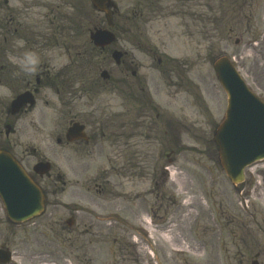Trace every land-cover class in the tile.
<instances>
[{"label":"rangeland","instance_id":"1","mask_svg":"<svg viewBox=\"0 0 264 264\" xmlns=\"http://www.w3.org/2000/svg\"><path fill=\"white\" fill-rule=\"evenodd\" d=\"M114 1L119 16L140 6V0ZM170 1L155 3L152 8L159 6L158 12L144 17L136 26L153 41L162 39L163 44H157L161 51L174 52V57L180 60L189 58L193 75L200 81L196 80L200 88L195 91L202 94L209 107V117L201 115L197 107L194 113L188 110L184 113L198 119V128L203 127L205 131H177L175 135L171 131H158L156 135V131H132L130 148H123L121 137L111 139L112 146L108 142L102 155L91 163L87 174L72 176L71 180H79V184L70 187L68 193H62V203L68 205L67 212L63 213L62 208V220L78 207L84 214L81 217L90 224L93 222L92 231L98 233L91 237L80 235L76 228L70 232L62 231V245L77 248L79 255L76 258L74 251L70 254L68 249L62 250V258L67 256L71 264H250L255 256L259 264H264V161L246 171L241 188H234L218 167L216 153H211L206 143L213 145L212 132L223 119L226 109V97L212 67L217 58L226 56L232 59L248 87L264 101V0H175V7L171 6L167 11ZM160 10H164L163 13ZM102 19L103 16L98 14L99 23ZM0 47L11 48L4 43ZM9 58L10 53L6 52L0 62H11ZM64 61L62 58V63ZM2 79L0 108L9 105L15 92L22 91L20 76ZM44 97L43 92L37 97L38 107L36 105L31 113L18 118L14 133L7 139L3 126H0V148L7 147L8 143L15 158L30 175L32 166L42 159L54 165L52 174L62 173V147L55 146V137L63 127L58 116L60 107L55 97L52 98L54 104L45 105L48 98ZM97 99L96 105L108 107L103 113L115 114V121L122 123V88L115 87L113 94ZM177 108L179 110L178 105ZM180 112H177L176 120L181 122L183 115ZM120 114L121 119H118ZM205 121L208 122L203 126ZM175 138L177 146L172 144ZM160 143L163 145L156 149ZM167 159L169 163H163ZM167 164H172L176 174L180 175L176 181L166 180L165 175L161 178L159 167ZM74 165L79 171V161ZM63 167L64 173L70 174L65 165ZM119 172L126 174L124 192L128 198L126 201L118 198L112 203L109 194L99 196L96 202L103 204L102 211L93 215V211H97L92 199L96 192L95 175L103 173L111 185L118 184L117 190L122 191L123 178L118 177ZM140 174L143 175L139 177ZM111 189L115 191L108 185L107 191ZM97 190L100 189L97 187ZM87 191L90 194L84 195ZM208 194L210 198H207ZM169 200L182 207L174 212V206L169 205L165 214H168L166 227L150 238H142L138 232L139 219L154 213L160 201L164 202V209ZM183 201H186L184 205ZM130 210L137 218H133ZM111 212L118 213L124 221H106L113 214ZM232 218L235 220L231 222ZM24 226L10 225L0 202V247L6 246L10 251L17 249L18 262L29 264L26 245L22 243L27 240L22 231ZM133 236L138 240L136 245L131 242Z\"/></svg>","mask_w":264,"mask_h":264},{"label":"flooded vegetation","instance_id":"2","mask_svg":"<svg viewBox=\"0 0 264 264\" xmlns=\"http://www.w3.org/2000/svg\"><path fill=\"white\" fill-rule=\"evenodd\" d=\"M83 6L84 0H67L63 4L62 0H0V46L3 43L11 46L9 49H0V61L6 52H9L11 57L8 60L11 62H0V87L4 83L2 78L7 80L11 76L15 79L18 75L22 80L21 88L18 87L22 91L18 94L31 93L33 97L29 96V99L35 101L31 108L24 106L18 114H12L10 104L0 108V126H3V131L10 128L9 132L13 134L19 116L31 113L39 104L36 103L37 97L43 92L48 98L44 102L45 105L49 102L54 104L52 98H56L60 107V119L63 120L62 131L56 138V143L62 147V173L60 171L45 177L32 176L42 190L44 213L28 221L22 228L27 236V240L22 243L26 245L29 264H62V228L67 221L75 223L78 227L83 226L82 234L91 230V225H86L80 216V209H73L69 218L62 220V207L68 206L62 204V192L67 184L63 165L69 172L76 173L74 160L78 159L79 171L86 172L92 161L97 158L98 152H102L108 142L112 146L111 139L121 137L123 148H130L132 131H156L155 135L158 131H171L174 135L177 131H205L203 127L198 128V119L184 113L186 110L194 113L195 107L201 111V115L209 117V107L207 108L202 97L195 91V88L200 87L196 83V80L200 82L199 77L193 75L192 66L188 61H178L174 56L161 51L155 46L156 41L147 37L146 33L132 32L131 17L123 20L122 36L115 35L114 41L107 47L94 46L89 34L91 28H99L98 16L89 19V16L83 13ZM62 7L66 9L65 12ZM115 26L114 24L112 29H115ZM114 51L121 53L118 65L113 62ZM62 56L65 59L64 64ZM81 70L91 72L96 79L98 74L106 71V82L123 87L122 123L115 121L111 114L103 113L104 108H108L103 105L94 104L93 110L86 115L81 114L83 101L93 100L85 85L94 81L83 78V75L73 80L72 73ZM115 73L118 77H115ZM201 83H204L203 78ZM73 86L76 88L74 94L71 91ZM18 94L15 92L13 99ZM74 104L79 112L71 116ZM177 105L183 115L181 122L176 120L179 112ZM64 110L68 112L62 116ZM9 118L15 120L8 121ZM74 122L83 126L84 131L69 138L74 139L70 141L66 137V130ZM207 122L205 121L203 126ZM117 132L121 135H115ZM8 137L5 136L6 139ZM199 139L202 141L201 137ZM174 142H178L176 138ZM162 145L160 143L156 149H160ZM6 146L0 150L13 155V148L8 143ZM166 162L168 159L163 163ZM159 174L162 178V167H159ZM122 178L124 198L127 196L124 192L125 173H122ZM94 180L102 190L93 193V206L97 211H102L103 204L98 205L97 197L109 194L112 203L115 199L113 193L106 191V184L110 185L106 176L97 174ZM58 184L61 187H58ZM162 205L163 202L160 201L159 207ZM118 219L110 218L108 222L116 223ZM233 220L235 218L231 222Z\"/></svg>","mask_w":264,"mask_h":264},{"label":"water","instance_id":"3","mask_svg":"<svg viewBox=\"0 0 264 264\" xmlns=\"http://www.w3.org/2000/svg\"><path fill=\"white\" fill-rule=\"evenodd\" d=\"M92 2L98 4L95 6L100 11L105 10L101 6L104 4L102 0ZM107 17L109 18V14ZM93 37L98 40L104 37V33L98 31ZM213 68L227 97L224 121L214 133V141L218 147L221 166L231 183L236 185L243 182L246 167L264 160V103L247 88L227 57L217 59ZM23 102V96H19L12 103V109ZM47 169L48 166L43 165L42 171L37 168L34 171L41 173ZM0 198L10 218L16 213L28 218L38 214L42 207L36 186L4 153H0ZM5 261L0 260V263Z\"/></svg>","mask_w":264,"mask_h":264}]
</instances>
